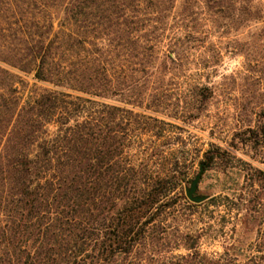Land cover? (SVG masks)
Wrapping results in <instances>:
<instances>
[{
  "label": "trees",
  "instance_id": "obj_1",
  "mask_svg": "<svg viewBox=\"0 0 264 264\" xmlns=\"http://www.w3.org/2000/svg\"><path fill=\"white\" fill-rule=\"evenodd\" d=\"M263 15L255 0H0V264H264V171L195 229L166 155L171 120L213 93L174 97V81L214 72L225 34Z\"/></svg>",
  "mask_w": 264,
  "mask_h": 264
},
{
  "label": "rangeland",
  "instance_id": "obj_2",
  "mask_svg": "<svg viewBox=\"0 0 264 264\" xmlns=\"http://www.w3.org/2000/svg\"><path fill=\"white\" fill-rule=\"evenodd\" d=\"M255 2L264 8V0ZM217 47L221 55L212 66L214 72L210 69L202 78H180L174 81L179 85L170 89L172 96L181 98L191 94L196 81L213 89L197 118L172 119L180 128L167 126L175 140L166 155L172 165L177 162L176 174L182 179L177 190L189 203L199 204L189 208L181 201L176 215L195 229L209 220H220L224 213L222 206L208 201L211 197L231 196L253 181L255 169L264 171V15L257 23L226 33ZM201 162L208 165L197 193L208 198L193 203L185 188ZM247 237L248 241L251 233ZM222 244L219 237L203 249L221 252Z\"/></svg>",
  "mask_w": 264,
  "mask_h": 264
},
{
  "label": "water",
  "instance_id": "obj_3",
  "mask_svg": "<svg viewBox=\"0 0 264 264\" xmlns=\"http://www.w3.org/2000/svg\"><path fill=\"white\" fill-rule=\"evenodd\" d=\"M207 165L208 164L204 163V162H201L199 164V170H198L197 174L191 180L190 185L185 188L186 197L193 203H201L208 198L207 195H200L197 193L198 182H199L200 177L203 173L204 167H206Z\"/></svg>",
  "mask_w": 264,
  "mask_h": 264
}]
</instances>
